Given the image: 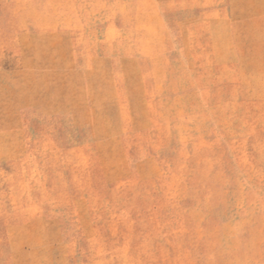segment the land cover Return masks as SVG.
I'll return each mask as SVG.
<instances>
[{"label":"rangeland","instance_id":"rangeland-1","mask_svg":"<svg viewBox=\"0 0 264 264\" xmlns=\"http://www.w3.org/2000/svg\"><path fill=\"white\" fill-rule=\"evenodd\" d=\"M0 264H264V0H0Z\"/></svg>","mask_w":264,"mask_h":264},{"label":"bare ground","instance_id":"bare-ground-1","mask_svg":"<svg viewBox=\"0 0 264 264\" xmlns=\"http://www.w3.org/2000/svg\"><path fill=\"white\" fill-rule=\"evenodd\" d=\"M69 31H70V30H69ZM78 36H79V35H78ZM79 37H80V36H79ZM75 38H78V37L76 36ZM69 39H70V38H69ZM73 41H74V40H73ZM76 45H77V44H76ZM70 46H71V45H70ZM86 48H87V47H86ZM70 50H73V49H70ZM86 50H87V49H86ZM71 53H72V52H71ZM43 54H44V53H43ZM46 54H47V53H46ZM46 54H45V55H46ZM80 54H81V53H80ZM56 58H57V57H56ZM52 59H53V57H52ZM87 59H88V58H87ZM91 59H92V58H91ZM105 59H106V58H105ZM50 60H51V59H50ZM109 62H110V61H109ZM63 63H65V62L63 61ZM83 63H84V62H83ZM48 64H49V63H48ZM85 64H86V63H85ZM20 66H21V65H20ZM90 67H91V66H90ZM90 67H89V68H90ZM80 69H81V68H80ZM83 69H86L85 66H84ZM86 70H87V69H86ZM84 72H85V71H84ZM117 73H118V72H117ZM117 73H116V74H117ZM87 74H88V72H87ZM102 74H103V73H102ZM120 74H121V73H120ZM118 75H119V74H118ZM95 77H96V75H95ZM100 77H102V75H101ZM111 78H112V77H111ZM83 79H84V78H83ZM129 79H130V78H129ZM80 80H82V79H80ZM84 80H85V79H84ZM91 80H92V78L90 79V81H91ZM85 81H86V80H85ZM130 81H131V80H130ZM87 83H88V82H87ZM83 84H84V83H83ZM113 84H114V83H113ZM131 84H132V83H131ZM85 85H86V84H85ZM37 88H38V87H37ZM88 88H89V86H88ZM86 89H87V86H86ZM86 89H85V90H86ZM113 91H115V90L113 89ZM84 92L86 93V91H84ZM126 94H127V93H125V95H126ZM115 96H116V95H115ZM55 97H56V96H55ZM126 99H127V98H126ZM116 100H117V99H116ZM84 101H85V100H84ZM86 101H87V100H86ZM136 101H137V100H136ZM140 101H141V100H140ZM127 102H128V101H127ZM127 102H126V103H127ZM112 105H114V104H112ZM134 105H135V104H134ZM123 106H124V105H123ZM141 106H142V105H141ZM88 107H89V106H88ZM42 108H43V107H42ZM139 108H140V107H139ZM44 109H45V108H44ZM50 109H52V108L50 107ZM128 109H129V108H128ZM128 109H127V110H128ZM134 109H135V107H134ZM136 109H137V108H136ZM136 109H135V110H136ZM42 110H43V109H42ZM55 110H56V109H55ZM71 110H72V109H71ZM114 110H115V109H114ZM108 111H109V110H108ZM48 112H49V111H48ZM122 112H123V109H122ZM49 113H50V112H49ZM62 113H63V112H62ZM66 113H67V112H66ZM128 113H130V112L128 111ZM34 114H35V113H34ZM45 114H46V113H45ZM64 114H65V113H64ZM64 114H63V115H64ZM41 115H42V114H41ZM68 115H69V114H68ZM68 115H67V117H68ZM70 115H71V114H70ZM116 115H117V114H116ZM36 117H38V116H36ZM67 117H65V118H67ZM69 117H70V116H69ZM71 117H72V116H71ZM110 117H111V116H110ZM63 119H64V118H63ZM68 119H69V118H68ZM68 119H66V121H67ZM100 119H101V118H100ZM100 119H99V120H100ZM111 119H112V118H111ZM142 119H143V118H142ZM70 120H72V119H70ZM70 120H68V121L70 122ZM97 120H98V119H97ZM66 121H65V122H66ZM72 121H73V120H72ZM88 121H89V120H88ZM91 122H92V120H91ZM112 123H113V122H112ZM69 124H70V123H69ZM72 124H73V123H72ZM89 124H90V123H89ZM114 124H115V123H114ZM137 124H138V123H137ZM74 125H75V124H74ZM115 125H117V124H115ZM119 126H120V125H119ZM139 126H140V125H139ZM67 127H68V126H67ZM67 127H66V128H67ZM108 128H109V127H108ZM119 128L121 129V127H119ZM138 128H139V127H138ZM99 129H100V128H99ZM103 129H104V128H103ZM120 129H119V130H120ZM136 129H137V128H136ZM109 130H110V129H109ZM112 130H113V129H112ZM121 130H122V129H121ZM110 132H111V130L109 131V133H110ZM65 133H66V132H65ZM104 133H106V132H104ZM66 134H67V133H66ZM107 134H108V132H107ZM112 134H113V133H112ZM117 134H118V133H117ZM109 135H110V134H109ZM118 135H119V134H118ZM67 137H68V136H67ZM82 141H83V140H82ZM76 142H77V141H76ZM72 144H73V143H72ZM60 148H61V147H60ZM16 216H17V215H16ZM19 216H20V215H19ZM155 248H156V247H155ZM124 262H125V261H124Z\"/></svg>","mask_w":264,"mask_h":264}]
</instances>
